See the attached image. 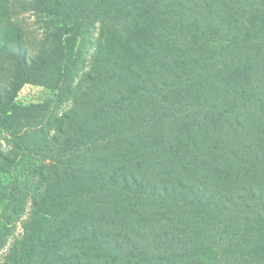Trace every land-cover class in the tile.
<instances>
[{"label": "trees", "instance_id": "1", "mask_svg": "<svg viewBox=\"0 0 264 264\" xmlns=\"http://www.w3.org/2000/svg\"><path fill=\"white\" fill-rule=\"evenodd\" d=\"M11 7L42 38L0 19V264H264V0Z\"/></svg>", "mask_w": 264, "mask_h": 264}, {"label": "rangeland", "instance_id": "2", "mask_svg": "<svg viewBox=\"0 0 264 264\" xmlns=\"http://www.w3.org/2000/svg\"><path fill=\"white\" fill-rule=\"evenodd\" d=\"M7 12V13H6ZM0 9V19L5 17L6 14L12 16L17 21V26L21 30L23 41H26L30 47L39 45L42 38L41 23L38 17L30 11H22L21 9L11 7L9 11ZM32 43L34 46H32ZM35 50V49H34ZM57 95L56 90L46 86L26 84L18 93L17 101L23 105L31 103H39L48 99H54ZM28 158H25L18 166L12 167L8 172L0 173V184L6 185L10 181H17L22 178L25 170L29 167ZM32 162V161H31ZM18 226V230L20 229ZM3 259V254L0 252V261Z\"/></svg>", "mask_w": 264, "mask_h": 264}]
</instances>
